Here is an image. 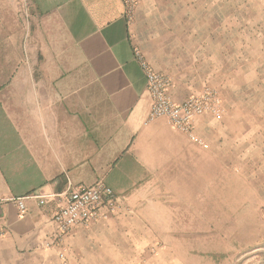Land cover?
I'll list each match as a JSON object with an SVG mask.
<instances>
[{"label":"crops","instance_id":"obj_1","mask_svg":"<svg viewBox=\"0 0 264 264\" xmlns=\"http://www.w3.org/2000/svg\"><path fill=\"white\" fill-rule=\"evenodd\" d=\"M161 2L139 0L129 21L125 0H0V199L102 180L122 203L59 243L51 221L56 203L27 199L24 215L4 204L0 264H54L60 256L70 264L74 255L78 264H119L115 243L128 237L118 231L133 216L193 226V216L167 219V204L213 189L208 155L217 147V125L210 115L196 120L199 145L166 119L150 118L138 51L172 76L176 103L193 96L192 54L185 52L193 31L183 33L176 12Z\"/></svg>","mask_w":264,"mask_h":264},{"label":"rangeland","instance_id":"obj_2","mask_svg":"<svg viewBox=\"0 0 264 264\" xmlns=\"http://www.w3.org/2000/svg\"><path fill=\"white\" fill-rule=\"evenodd\" d=\"M161 4L176 12L183 33L193 31V47L185 51L192 54L193 96L211 89L222 101L221 119L210 115L217 125V147L208 155L213 189H193L191 201L185 194L187 200L167 204V219L193 216V226L151 225L133 216L118 231L128 237L115 243L118 263L264 264V0ZM78 261L74 255L69 263Z\"/></svg>","mask_w":264,"mask_h":264},{"label":"built area","instance_id":"obj_3","mask_svg":"<svg viewBox=\"0 0 264 264\" xmlns=\"http://www.w3.org/2000/svg\"><path fill=\"white\" fill-rule=\"evenodd\" d=\"M125 3L126 17L131 21L139 0H125ZM137 57L147 77V89L153 100L150 118L166 119L171 127L203 145V141L195 133V122L204 115L221 119L224 111L217 92L207 89L200 95L176 103L171 96L172 80L157 72L139 52ZM27 199H36L41 207L56 203L51 221L55 227L57 243L69 237L77 227H89L108 215L117 213L122 207L115 192L102 180L91 187L70 186L66 192L59 194L40 191L27 197L0 199V206L14 204L20 214L24 215L27 213ZM6 234V229L0 226V238Z\"/></svg>","mask_w":264,"mask_h":264}]
</instances>
